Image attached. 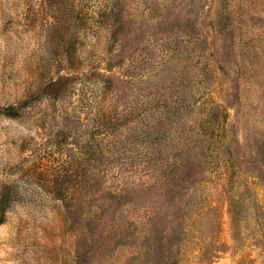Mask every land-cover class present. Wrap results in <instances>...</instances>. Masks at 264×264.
<instances>
[{"label": "rangeland", "instance_id": "rangeland-1", "mask_svg": "<svg viewBox=\"0 0 264 264\" xmlns=\"http://www.w3.org/2000/svg\"><path fill=\"white\" fill-rule=\"evenodd\" d=\"M6 190L0 264H264V0H0Z\"/></svg>", "mask_w": 264, "mask_h": 264}, {"label": "trees", "instance_id": "trees-1", "mask_svg": "<svg viewBox=\"0 0 264 264\" xmlns=\"http://www.w3.org/2000/svg\"><path fill=\"white\" fill-rule=\"evenodd\" d=\"M54 84H56V83H54ZM111 121V120H110ZM103 128V130L105 131V132H108V129L110 128V126H109V123H105V122H103L102 124H101V129ZM104 134H106L107 136H110V132H108V133H104ZM109 149L110 150H113L112 149V147H111V145L109 146ZM103 172V171H102ZM89 177V176H88ZM88 182H89V180H88ZM12 199H11V195H10V191L9 190H6V191H4L1 195H0V213L1 214H3L4 212H5V210L7 209V207L9 206V204H10V201H11Z\"/></svg>", "mask_w": 264, "mask_h": 264}]
</instances>
